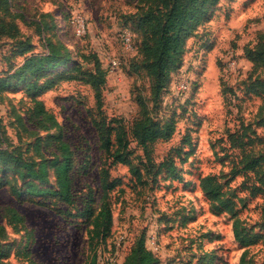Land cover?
<instances>
[{
	"label": "rangeland",
	"instance_id": "1",
	"mask_svg": "<svg viewBox=\"0 0 264 264\" xmlns=\"http://www.w3.org/2000/svg\"><path fill=\"white\" fill-rule=\"evenodd\" d=\"M156 8L157 0H8L7 5L0 0L5 28L14 23L19 30L13 37L0 36V72L20 63L19 40L30 42L26 54L47 52L48 42L70 51V61L41 72L38 89L27 85L35 79L29 74L25 82L0 89V264L88 262V213L95 214L101 204L103 157L90 113H96L93 91L71 67L89 68L81 54L91 50L106 69L108 57L122 61L118 72H107L104 114L129 132L141 113V96L154 120L173 125L171 136L154 144L150 172L167 154L175 169L169 176L162 169L154 180L143 175L146 183H140L128 166L110 167L109 178L120 184L108 193L113 222L98 264H120L143 232L153 236L159 264H239L242 254L243 264H264V0H218L186 39L181 67L159 91L137 28L142 14ZM75 12L85 18L83 37L67 22ZM123 28L133 33L137 49L124 50ZM179 77L190 85L177 94L170 81ZM230 80L236 83L234 94L226 90ZM33 98L58 126L31 118ZM244 132L248 137L241 136ZM57 139L72 151L71 203L50 191H27L30 180L38 189H58L52 161L61 160L63 152ZM130 140L131 156L142 166L137 159L142 148ZM248 156L258 160L255 172L243 168ZM41 161L46 163L43 182L27 175V166L38 169ZM204 176L219 184L236 215L201 189ZM235 231L250 236V243L239 244Z\"/></svg>",
	"mask_w": 264,
	"mask_h": 264
},
{
	"label": "trees",
	"instance_id": "2",
	"mask_svg": "<svg viewBox=\"0 0 264 264\" xmlns=\"http://www.w3.org/2000/svg\"><path fill=\"white\" fill-rule=\"evenodd\" d=\"M218 0H157V8L155 10L148 9L145 11L138 21L137 28L143 33L142 52L147 61L145 63L149 72L155 78V89L161 90L167 88L171 74L175 73L182 64V55L185 51V41L193 33L203 21H205L210 12L213 10ZM7 5L8 0H2ZM160 5V7H159ZM7 9V8H6ZM69 15L67 16V22ZM39 22V21H38ZM19 32L16 25L10 24L9 28H5V23L0 20V36H15ZM19 40L16 44L15 55H20L22 59L16 64L13 70H5L0 72V89L7 86L18 85L25 82L26 75H33L35 79L31 84H27L30 88L36 90L39 88L37 79L42 76V71L52 70L63 66L70 61V51L60 43H47V52L45 53H29L26 51L31 48L30 42ZM135 44V43H134ZM135 49L137 46L135 44ZM82 59L90 64L89 68H83L78 63L71 67L72 71L80 75V79L88 84L94 94L96 113H91L92 123L96 131L99 147L102 153V162L99 172L102 196L101 204L95 214L92 210L88 213V244L90 255L87 264H98V250L101 243H105L112 222V210L108 202V193L116 185L120 184L119 179L109 178V169L111 166L121 163L128 166L130 174L137 182L146 183L143 175H153V180L157 175L165 169L169 175H174L175 169L172 157L167 154L166 157L157 164L153 173L150 172V166L155 165L156 161L153 156L154 144L160 140H167L173 131V125L168 122L160 124L159 121L153 119L149 114L141 96L138 102L141 105V113L133 122L128 132L123 123L117 118H108L103 112V96L102 90L106 81L107 69L94 51L81 54ZM224 64V63H223ZM225 66V64H224ZM74 76V74L72 75ZM70 76V77H72ZM75 77V76H74ZM167 81V83H166ZM172 81V80H171ZM170 88L172 89V82ZM233 81V80H232ZM227 81L226 90L229 94L235 93L236 83ZM166 83V86H165ZM46 86V82L41 87ZM29 88V89H30ZM30 93V91H29ZM34 104L31 118L42 120H50L53 126H58L57 120L44 109L40 100L32 99ZM21 116L18 115V118ZM264 126V119L260 121ZM241 136L248 137L247 132ZM232 134H228L227 140L232 146ZM130 138L134 140L143 151V157L137 156L139 164L134 162L131 156L132 150L129 148ZM240 139H242L240 137ZM58 145L63 152L62 159L55 158L52 163L55 167L56 179L58 183L57 190L38 189L36 183L30 180L28 182L27 191L33 194H43L48 191L54 194H60L61 197L71 203L70 196V166L72 151L66 142L57 139ZM242 141V140H241ZM240 142L239 144H241ZM247 162L243 165L246 171L256 169L258 160L256 158L246 157ZM27 175L36 178L39 182L46 180V163L41 161L38 169H34L32 164L27 166ZM201 189L207 195L219 202L221 205L228 207L229 211L236 215L228 201L221 197L219 184L212 185L210 176H204L199 180ZM255 189L260 190V186L254 185ZM235 239L243 246L250 243V236L240 234L235 231ZM145 232H143L130 247L120 264H159L158 256L146 247ZM244 254H242L239 264H243Z\"/></svg>",
	"mask_w": 264,
	"mask_h": 264
},
{
	"label": "built area",
	"instance_id": "3",
	"mask_svg": "<svg viewBox=\"0 0 264 264\" xmlns=\"http://www.w3.org/2000/svg\"><path fill=\"white\" fill-rule=\"evenodd\" d=\"M68 23L73 28L74 33L77 36L83 37L86 35L87 28L85 24V18L81 13L75 12V13L70 14ZM119 37H120L119 39L125 51H132L135 49L134 35L132 32H130L129 29L123 28L120 31ZM232 61L233 63H235L234 60ZM121 68H122V61L120 58L115 57V56L108 57L107 71L109 73L118 72ZM171 84H172V89L175 92H177V94L186 92L189 89V85H190L187 77L186 78L185 77L175 78L174 80H172ZM145 244H146V247L150 249L151 251L155 252L157 250V245H156V242L153 236L146 237Z\"/></svg>",
	"mask_w": 264,
	"mask_h": 264
}]
</instances>
